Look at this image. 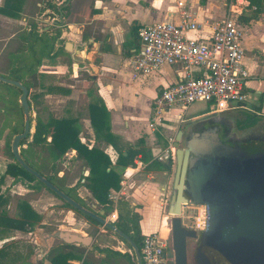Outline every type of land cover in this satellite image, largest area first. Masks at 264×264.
<instances>
[{"label":"crops","instance_id":"crops-1","mask_svg":"<svg viewBox=\"0 0 264 264\" xmlns=\"http://www.w3.org/2000/svg\"><path fill=\"white\" fill-rule=\"evenodd\" d=\"M179 1L185 2V12L201 25V34L189 33V37L200 35L208 37L215 23L226 17L222 15L216 19V10L208 3L206 6L201 5L199 0H195V3H198L200 7L194 15L189 8V4L194 0H61V2L55 0L52 1L51 7L46 8L47 14H50L47 19L44 20L42 17L39 19L47 23L44 29L49 32L47 35L49 57L42 59L37 72H40L47 62L48 76L46 78L53 84L52 97L57 98L61 93L66 95L69 93L67 89H63L65 88L62 85L64 81L61 79L69 69L75 73L68 77L82 78L79 79L80 87L84 89L80 93L84 97L83 104H76L74 109L65 110L59 116L51 115L49 117L74 121L80 142L87 143L89 148L95 147L101 150L109 157L112 164L115 163L120 153L126 155L127 151L136 146H144L150 150L153 160L169 164L168 160L160 161L155 156L162 155L176 144L172 141L167 148L162 149L159 141L155 139L153 132L157 125L151 121L152 102L164 88L180 79L182 71L179 66L173 65L163 66L159 71L148 76L135 74L130 66V61L138 53L140 43L138 36L132 35L131 30L158 22L177 23L181 12L177 5ZM231 2L233 3L232 0ZM3 3L4 0H0V7L3 6ZM37 6H40L39 3ZM230 7L234 10L231 16L245 31L242 46L244 49L243 63L248 71L245 84L248 101L246 109L240 110L253 115L254 113L264 115V13L254 18L246 4L235 7L231 4ZM22 20L25 21V18ZM3 21L10 22L13 19L0 14V22ZM51 26L52 28H50ZM54 30L57 31L50 33ZM36 31L41 34L40 30ZM66 43H71L73 49L79 50L81 60L74 59L71 53L65 51ZM60 49L62 51H59ZM56 52L58 55L51 57ZM81 67H85L83 72H80ZM0 76L8 78L9 74ZM73 83L75 82L73 81ZM66 88H70V96L79 94L76 93V89L71 90L72 86L70 85H67ZM95 101L103 104L109 113L111 138H106L103 134L96 136L91 126L88 106ZM192 106L194 104L185 111L180 109L167 111L163 115L161 123L165 121L164 116L171 115L174 111L177 114L172 121L170 119L171 122L165 126V129L173 131L176 137L179 127L205 117L209 112L208 105L205 104L206 112L184 116ZM150 122L152 127H150ZM138 142L141 144L139 145ZM65 157H67L68 166L64 165L63 171L58 173V177L66 175L63 183L65 189H73L71 195L81 200V205L90 210L88 203L93 201L89 200V192L81 185L84 181L83 178L88 176V169L75 159L74 150L67 151L63 159ZM173 162L174 164L171 162L170 173H168L148 170L149 163H143L139 157L135 158L133 166H129L121 172L120 189L112 191L109 196L114 207L118 202L124 201L139 215V229L143 237L153 233L159 234L165 245V257L168 264H175L173 219L179 218L180 229L196 231L188 226L183 218L174 216L170 212L175 173V161ZM79 167L81 177L78 180L71 179L70 176ZM19 184L21 183L19 182ZM21 187L24 193H21L20 197L34 192L26 185ZM36 199L35 202H39L38 198ZM93 203L97 205L96 202ZM114 216L117 219L116 210ZM73 231L76 230L73 229ZM14 234L17 236L20 233L14 232ZM196 241L195 237L186 239V264H195ZM93 247L95 245L86 247V249L89 250ZM96 247L117 251L106 246L96 245ZM196 264H199L197 260Z\"/></svg>","mask_w":264,"mask_h":264},{"label":"trees","instance_id":"trees-1","mask_svg":"<svg viewBox=\"0 0 264 264\" xmlns=\"http://www.w3.org/2000/svg\"><path fill=\"white\" fill-rule=\"evenodd\" d=\"M205 1L206 0H200L202 4ZM226 1L230 2L231 0ZM246 1L248 2V8L252 11L254 18L264 13V0ZM24 4L25 0H4L3 6L0 7V14L11 19H17L22 14ZM131 32L135 37L138 36L137 28L132 29ZM22 39V41L26 43L25 46L29 52L30 61H24L23 59L19 60L15 69L10 71L8 79L20 82L29 90L30 85L25 82L24 76L34 75L42 59L44 57H49V41L48 38H43L42 35L36 31L34 25L31 26L29 33L25 34ZM59 51H62V49ZM57 55L58 52L54 53L51 57H56ZM16 91L21 95V91L18 88L0 82V96L4 101L0 102L11 106V108L12 106L15 108L17 107L21 112V119H23L24 115L22 114V108L18 104L16 96H14ZM36 97L37 96H35V98ZM10 99H12L11 102ZM88 109L90 123L96 136L103 134L106 138H111L109 113L104 105L95 101L89 104ZM28 110H30L29 102ZM0 112L5 115L11 113L7 108L1 107ZM251 115L252 114H249L247 116L250 118ZM215 117L217 116L205 120ZM32 126L33 121L31 122V128ZM243 126L244 125L241 127ZM9 129L10 131L5 136L3 150H5V155L11 158L14 163L8 164L4 174L0 176V187L3 183L4 176L8 175L18 182L25 183L26 186L37 195H39L41 191H47L55 198L59 199L53 192L48 190L41 182L36 180L35 177L26 172L14 160L10 145L14 136L22 132L23 122L21 121L20 124L12 122ZM30 138L31 141L25 139L19 144V154L25 164L71 199L81 204V200L71 195L73 189L68 190L63 186L66 175L63 174L62 177H58V173L63 171L62 162L65 153L69 150L75 151V159L80 161L82 165L88 169V176L83 178L84 181L81 185L89 192V200L96 202L101 210L104 211L105 215H109L116 210L117 219L113 225L125 233L136 247L140 249L143 236L139 229V215L124 201L118 202L117 206L114 207L113 201L109 197L110 193L120 189L121 172L129 166H133L135 158L139 157L143 163H149L147 166L148 170L152 169L168 173H170L172 161L169 159V164L166 162H157L153 160L150 150L146 149L144 146H136L130 151H127L126 155L120 153L115 163L112 164L109 157L101 150L95 147L89 148L87 143L80 142L77 128L74 126V121L68 119L48 117L46 121H43L37 118L35 132L30 134ZM140 141L142 142V140ZM141 142H138V144L140 145ZM13 198L16 202L17 212L16 216L11 217L4 209L8 204V198L2 194L0 189V237L2 240L4 239L3 236L9 231L18 230L25 233L30 232L39 220L37 214L30 208L25 200H21L20 196ZM59 200L62 202V207L82 216L86 222L101 226L91 217L81 214L66 202L61 199ZM105 230L107 234H113L109 230ZM113 235L119 238L117 235ZM119 240L127 246V250L123 253L96 246L87 250L86 247L81 245L61 244L50 249L46 258L50 264H120L122 262L125 264H136L134 252L131 247L123 239L119 238ZM5 244L7 243H4L3 246H6Z\"/></svg>","mask_w":264,"mask_h":264},{"label":"water","instance_id":"water-1","mask_svg":"<svg viewBox=\"0 0 264 264\" xmlns=\"http://www.w3.org/2000/svg\"><path fill=\"white\" fill-rule=\"evenodd\" d=\"M64 49L74 59L81 60L79 50L73 49L71 43H66ZM0 82L21 91L19 104L25 120L22 132L11 141L14 160L59 199L123 239L133 250L136 264H142L139 249L125 233L102 218L104 211L98 205L91 202L88 203L90 210L86 209L25 164L19 154V144L35 132L36 125L34 122L31 128L28 90L16 80L0 76ZM232 111L208 113L205 117L184 124L183 129L177 131L170 212L180 217L183 205L203 206L207 221L205 230L196 232L180 229L179 218L173 219L175 264H186L187 237L197 239L195 259L200 264H264V148L252 154L226 156L209 148L200 150L202 141L198 148H192L188 141L202 120L225 116ZM44 238L84 247H89L92 242V238L73 230L57 229Z\"/></svg>","mask_w":264,"mask_h":264},{"label":"rangeland","instance_id":"rangeland-1","mask_svg":"<svg viewBox=\"0 0 264 264\" xmlns=\"http://www.w3.org/2000/svg\"><path fill=\"white\" fill-rule=\"evenodd\" d=\"M52 1L55 0H25L22 14L19 18L13 19V21L10 22H0V75H8L9 72L12 69L14 70L18 65L19 60L23 59L24 61H30L29 52L27 51L25 46L26 43L22 41V38L25 34L29 33L32 25L35 26L36 30H40L43 38H48L47 35L49 32L47 29H44V27L47 25L44 20L47 19L48 15H50L47 14L46 8L51 7ZM59 2H61V0H59ZM38 3L40 6H37ZM207 3L209 4V6H212L216 10V19H219V17H221L222 15H224V17H229L232 15L230 6L231 4H234V2H227L226 0H207L203 4L200 2V4L203 6H206ZM199 7V4L195 3V0L189 4L192 15L198 12ZM41 17L44 20H39ZM22 18H25V21H23ZM50 28H52V26ZM55 31L57 30L51 31L50 33H54ZM84 68L85 67H81L80 72H83V70H85ZM47 70L48 64L47 62H45V65L43 68H41L40 72H36L31 76H24L25 82L30 85V89L28 90V102L30 103L29 119L30 121H33V123H36L37 118L46 121V119L51 115L59 116L63 113V111L74 109V107H76V104H83L84 102V97L80 95L81 91L84 90L80 87L79 79L82 78L76 79L77 76H75V78L68 77L69 75H72V73H75L72 72L71 69H69L68 72H65L64 76L61 78L62 81H64L62 82V85L63 87H65L62 88L67 89L69 93L67 95L61 93L57 98L52 97L53 94L51 93V89L53 87V84L52 82L48 81V78H46L48 76ZM73 81L75 83H73ZM67 85L72 86L71 90L74 88L77 90L76 93L79 94L70 96V88H66ZM14 96H16L19 104V98L21 95L16 91ZM35 96L37 97L35 98ZM11 100L12 99H10V102ZM0 101L4 102L1 96ZM2 102H0V107L5 109L7 108L11 113L5 115L0 112V176L4 174L5 168L8 164L14 163L11 158L5 155V150H3L5 136L10 131L9 126L12 122H17L18 124H20L22 121L24 124L25 120V116H23V119H21V112L17 107L15 108L14 106H12L11 108V106H8L7 104ZM204 105V103L200 102L194 104V106L190 107L184 116H188L198 112H206L207 109ZM50 107L55 108H51V110ZM81 109L84 108L81 107ZM235 113H241L245 116L249 115V113L238 109L233 110L231 113L225 116H229ZM83 114L84 112L82 110V115ZM176 114V111H174L171 115L164 116L165 121L161 124H158L153 132V134L155 135V139L159 141L162 149L167 148L169 143H171L172 141L176 143V141L174 140L175 133L173 134V131H168L165 129V126L169 124L174 117L176 118ZM243 122L248 123L250 122V120L244 119ZM172 125L174 124L172 123ZM150 127H152L151 122ZM179 128L182 129L183 126ZM30 139L31 138L29 135L27 141H30ZM174 148L175 146L172 147L173 151ZM66 159L67 157H65V159L63 160L62 167H64V165L68 166V160ZM172 164H174L173 161ZM80 177L81 174L79 167L78 170L72 173L70 178H76L78 180ZM20 183L21 184H19L18 181L14 180V178L5 175L3 183L0 187L2 194L8 198V204L4 209L11 217L16 216L17 212L16 202L13 197H18L21 193H24L21 186L26 184L23 182ZM20 198L21 200L23 199L27 202L30 208L37 214L39 220L28 233L13 230L5 234L3 236V240L0 237V264H50L46 258L48 252L50 251V249L57 247L62 243L59 240L47 241L44 236L47 234H51L57 229H75L76 232L93 239L90 246L100 245L101 247L106 246L117 251L127 250V246L113 234H107L104 227L96 226L94 224L92 225L91 223L86 222L82 218V216L72 213L68 209L62 207L61 204H55L61 202L58 199L54 198L47 191H41L40 195L31 192ZM36 198H38L39 201L37 203L35 202L37 200ZM197 209L198 205L188 204L183 206L181 218H183V220H185V223L192 228L194 227V219H189L187 216H194ZM102 218L111 223H114L116 221V218H112L110 214H104ZM14 232H19L20 234L16 236ZM4 243H7L5 244L6 246H3ZM120 264L125 263L122 262Z\"/></svg>","mask_w":264,"mask_h":264},{"label":"built area","instance_id":"built-area-1","mask_svg":"<svg viewBox=\"0 0 264 264\" xmlns=\"http://www.w3.org/2000/svg\"><path fill=\"white\" fill-rule=\"evenodd\" d=\"M233 2V7L248 5L246 0ZM177 5L181 9L177 23L158 22L138 29L140 49L130 61L134 73L143 76L151 75L163 66L181 68L180 79L154 98L152 123L161 124L163 115L171 109L185 111L198 102L208 105V113L246 109L248 71L243 63L244 29L229 16L216 22L208 37H189V33L201 34V25L185 12V2L179 1ZM232 9L231 13H234ZM155 158L175 161L174 151L170 148ZM114 211L110 213L112 218H116ZM187 217L194 219L196 231L205 230V207L198 206L195 215ZM139 253L142 264H168L165 245L158 233L143 237Z\"/></svg>","mask_w":264,"mask_h":264},{"label":"flooded vegetation","instance_id":"flooded-vegetation-1","mask_svg":"<svg viewBox=\"0 0 264 264\" xmlns=\"http://www.w3.org/2000/svg\"><path fill=\"white\" fill-rule=\"evenodd\" d=\"M244 119H249L250 122L244 123ZM242 125L244 126L241 127ZM182 140L180 141L181 148L183 145ZM188 141L192 148L199 145L202 141L203 146H200V150L209 148L217 150L226 156L252 154L264 148V115L254 113L249 118L241 113H235L229 116H217L213 119L205 120L195 127ZM184 196L188 197L187 194H184ZM196 245L197 241L195 250Z\"/></svg>","mask_w":264,"mask_h":264}]
</instances>
